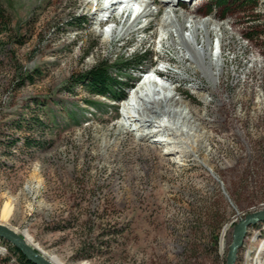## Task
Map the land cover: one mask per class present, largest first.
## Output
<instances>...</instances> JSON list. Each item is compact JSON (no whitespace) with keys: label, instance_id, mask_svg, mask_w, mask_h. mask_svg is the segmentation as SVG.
I'll list each match as a JSON object with an SVG mask.
<instances>
[{"label":"rangeland","instance_id":"374dc122","mask_svg":"<svg viewBox=\"0 0 264 264\" xmlns=\"http://www.w3.org/2000/svg\"><path fill=\"white\" fill-rule=\"evenodd\" d=\"M102 1L0 0V217L58 264H226L234 226L264 203V59L234 63L237 43L228 42L237 39L225 35L216 84L190 62L179 76L169 72L206 142L192 146L176 135L187 144L170 143L175 152L165 154L134 131H116L124 99L91 94L76 81L98 62L135 56H146L144 74L180 66L179 50L162 51L157 41L165 6L151 0L159 9L144 29L105 42L110 20L128 17L95 21ZM214 1L203 0L198 11L210 6L216 14L198 16L227 20L228 31L244 37L252 30L264 55V0L254 11L253 0L237 3L224 18ZM80 16L82 27L70 23ZM111 70L130 85L127 94L140 80L138 71ZM33 112L46 124L33 132L46 141L41 149L25 146L31 132L15 128ZM90 242V257H78ZM263 245L264 221L247 230L236 264H264ZM0 264H16L4 243Z\"/></svg>","mask_w":264,"mask_h":264},{"label":"bare ground","instance_id":"6f19581e","mask_svg":"<svg viewBox=\"0 0 264 264\" xmlns=\"http://www.w3.org/2000/svg\"><path fill=\"white\" fill-rule=\"evenodd\" d=\"M202 1L160 0V3L164 4L165 9L159 22V37L157 41L162 51L169 47L179 50L176 57L180 66H174L173 70L169 65L163 64L161 67L157 66V68L147 71L141 78V81L129 91L127 98L121 102L122 118L116 131L120 132L124 129L134 131L135 136L147 138L148 140L151 139V143L162 145L165 154L175 152L169 145L170 143L187 144V141H183L186 138L187 140L190 139L189 142L192 146H205L206 142L205 131L201 130L200 125L187 108L183 98L177 93L176 85L169 79L171 77L168 74L169 72L174 76H179L181 71L184 70L181 66L186 62H190V70L195 73L201 72L207 77L208 81L216 84V80H218L217 76L220 70L222 71L223 41L227 35V38L237 39L229 40L228 42L229 46L237 43V46H235L237 55L233 57L234 63L249 64L254 62L256 58L264 59V55L259 50L263 49V46L262 48L255 47L237 29L228 31L231 30V25L227 20L221 22V19L214 18L213 15L203 18L199 17L195 9ZM258 1L260 0H257V5ZM153 3L155 2L151 0H103L100 4H95L93 10L95 12L92 14L95 16V21L100 20L98 12L102 11L107 13L109 20L111 17L118 15L119 17L120 15L121 17H128L123 24L116 22V18L114 19L115 21L110 20L112 27L108 28L105 40L107 42L112 40L115 37L114 35L121 37L122 35H129L137 30L144 29L143 26L144 24H148L149 17L159 9L156 6L152 7ZM109 5L112 6V11L108 8ZM256 6L253 11L256 10ZM103 7L106 9L104 10ZM212 11L214 12L215 9ZM254 15L258 16L257 14ZM210 18H213L212 21ZM142 19L144 20L142 21ZM253 21L256 20L253 19ZM137 25H139L138 28ZM210 32L212 36H215L214 39H216L215 43L212 44L214 46L213 49L210 48ZM263 38L264 31L259 39ZM167 42H169L168 46H162V43ZM204 43L206 44L205 48L203 47ZM198 44H202V46L198 48ZM188 53L190 54L188 55ZM192 86L197 88L196 83L192 84ZM176 135H182L185 139L181 140L179 138L180 140H177ZM192 153L194 152L191 151L190 154ZM192 156L196 157L194 154ZM5 219L6 215L2 214L0 225L5 226ZM24 238L27 244L33 247L30 245L31 238L27 234H24ZM51 258L50 261L53 264H58L56 257Z\"/></svg>","mask_w":264,"mask_h":264},{"label":"trees","instance_id":"16d2710c","mask_svg":"<svg viewBox=\"0 0 264 264\" xmlns=\"http://www.w3.org/2000/svg\"><path fill=\"white\" fill-rule=\"evenodd\" d=\"M250 2H252V0H215L214 4L220 7H223L222 12H221V18L222 17L224 18V16L228 12L231 11V7L233 5L238 3L237 5L239 8V7H242L244 4H247ZM253 2L255 3L254 4V7H255L257 5V0H253ZM199 5L195 9L197 15L206 16L212 12L211 7L208 6L206 13H202V12L200 13V11H198ZM215 14H216V10H215ZM84 22L85 20L83 16L73 17L70 20V23H74L75 26L79 28L82 27V23ZM251 31L252 30L246 33V35L249 38L248 37H245V38L248 39L253 44L250 37H252L254 33ZM262 33L258 35V38L260 37ZM144 57L146 56L145 55L135 56L134 59L125 58V59H122V61L119 62L118 64H114V66L108 65V63L106 62H98L97 64L92 66L89 70L81 74H78L76 81L82 84V86L86 90H88V92L91 94L102 95L114 101L123 100L127 96L126 90L130 87V85L127 82H124L122 80L123 78L122 76H120V74H115L111 69L114 68L118 73H122V72L131 73L133 71H139L143 69L141 66V63L142 61H144V59H146ZM25 124L26 125H23L24 127H22V125L15 126L16 129H19V130L25 129L31 132L28 136H25L24 145L31 147V148H36V149L43 148L46 144V141L43 138H36L33 132L38 131V132L43 133L46 127L45 121L42 119V117L39 114H36L33 112L31 116L25 121ZM15 142H16V139H13L10 141L9 145L12 146L15 144ZM0 243H4L5 246L8 248L9 252H11L15 256L16 264H32L30 261H28L24 257V255L20 252V250L16 248L15 246H13L12 244L8 243L2 238H0ZM91 249H94V246H92L90 242L80 250L81 254L78 257L80 258L90 257ZM3 260L6 262V261H9L10 259L8 260L7 258H4Z\"/></svg>","mask_w":264,"mask_h":264},{"label":"water","instance_id":"95a60500","mask_svg":"<svg viewBox=\"0 0 264 264\" xmlns=\"http://www.w3.org/2000/svg\"><path fill=\"white\" fill-rule=\"evenodd\" d=\"M263 221L264 203L258 209L248 213L238 221L233 228V238L228 246L226 264H236L238 250L243 243L247 230ZM0 238L18 248L32 264H53L39 249L29 246L22 234L13 232L10 227L0 225Z\"/></svg>","mask_w":264,"mask_h":264}]
</instances>
